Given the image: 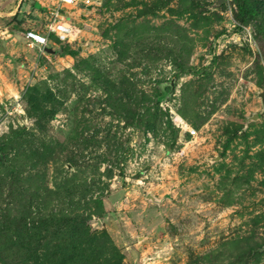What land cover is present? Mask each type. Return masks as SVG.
<instances>
[{
  "label": "rangeland",
  "instance_id": "rangeland-1",
  "mask_svg": "<svg viewBox=\"0 0 264 264\" xmlns=\"http://www.w3.org/2000/svg\"><path fill=\"white\" fill-rule=\"evenodd\" d=\"M91 1L0 25V264H264V0Z\"/></svg>",
  "mask_w": 264,
  "mask_h": 264
},
{
  "label": "crops",
  "instance_id": "crops-1",
  "mask_svg": "<svg viewBox=\"0 0 264 264\" xmlns=\"http://www.w3.org/2000/svg\"><path fill=\"white\" fill-rule=\"evenodd\" d=\"M52 3L53 0H0V25H2L3 29H6L10 35L28 41L25 37V31L32 27H41L47 13V6L49 7V4ZM63 11L66 13L67 18L73 23L77 20L80 22L83 20L80 16L84 15V13L79 7H65ZM26 16L34 17L35 20H33V18H28V22H25L22 17ZM84 24L85 23L82 25ZM52 39L56 42L52 41L48 47H45L44 52H41L36 44L30 45L35 50H38L40 54L49 55L50 52H47L46 48L55 49L58 46L57 40L54 37H52Z\"/></svg>",
  "mask_w": 264,
  "mask_h": 264
},
{
  "label": "built area",
  "instance_id": "built-area-1",
  "mask_svg": "<svg viewBox=\"0 0 264 264\" xmlns=\"http://www.w3.org/2000/svg\"><path fill=\"white\" fill-rule=\"evenodd\" d=\"M91 6V0H53V3L49 4V7L47 6V13L41 27L27 29L25 37L31 44H36L41 52H44L45 47L55 41L52 37L57 42H70L75 39L83 28L70 21L63 8L79 7L84 15H87ZM189 132L193 134L195 130L190 129Z\"/></svg>",
  "mask_w": 264,
  "mask_h": 264
},
{
  "label": "trees",
  "instance_id": "trees-1",
  "mask_svg": "<svg viewBox=\"0 0 264 264\" xmlns=\"http://www.w3.org/2000/svg\"><path fill=\"white\" fill-rule=\"evenodd\" d=\"M238 8L239 23H246L247 21L256 18V11L248 5L246 0H236Z\"/></svg>",
  "mask_w": 264,
  "mask_h": 264
},
{
  "label": "water",
  "instance_id": "water-1",
  "mask_svg": "<svg viewBox=\"0 0 264 264\" xmlns=\"http://www.w3.org/2000/svg\"><path fill=\"white\" fill-rule=\"evenodd\" d=\"M47 52L56 54L58 52V50L56 49H52V48H46ZM162 86H171L174 87V79H171L170 81H166V82H162L161 83ZM257 95L260 97V101H261V110L259 112H255L251 115L250 119L251 120H256L259 119L261 117H264V86L263 88L257 93ZM100 223V221H99Z\"/></svg>",
  "mask_w": 264,
  "mask_h": 264
}]
</instances>
